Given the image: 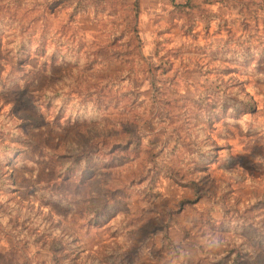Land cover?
<instances>
[{"label": "rangeland", "instance_id": "1", "mask_svg": "<svg viewBox=\"0 0 264 264\" xmlns=\"http://www.w3.org/2000/svg\"><path fill=\"white\" fill-rule=\"evenodd\" d=\"M101 1L0 0V264H264V0Z\"/></svg>", "mask_w": 264, "mask_h": 264}, {"label": "trees", "instance_id": "2", "mask_svg": "<svg viewBox=\"0 0 264 264\" xmlns=\"http://www.w3.org/2000/svg\"><path fill=\"white\" fill-rule=\"evenodd\" d=\"M172 1V7H173V12H175L178 9H188V10H193L196 7V3L194 0H183V2H176V0H170ZM176 2V3H175ZM124 5L119 2V0H103L101 3L97 6H93V12L98 14V13H106L107 15H115L117 8H120V13L123 14V12L126 10L127 13L132 14V19L129 22L128 25L123 24V18L120 16L121 22L113 23L108 25L106 27V32L109 35L110 38V44L115 45L119 41H121V45H129L135 40L140 41V34L138 25H137V20L139 19V16L142 12V0H133L129 5L126 7H123ZM17 48L20 47L19 42L17 43ZM129 67H135V63L133 62V58L126 64ZM15 140H19V135L17 134L15 137ZM13 141V138H12ZM14 142V141H13ZM45 200L50 201L48 198ZM3 225V221L0 220V226ZM56 226H49L48 228V234L49 236H54L52 233H57L63 240L64 235L62 230L58 227L57 224ZM61 241H56L52 240L48 243V251L50 252H58L63 248V242ZM65 240V238H64ZM42 239L39 236H34L33 237V242L35 244L41 243ZM66 244H71L73 245L74 240H71L70 242L66 241ZM50 252V253H51Z\"/></svg>", "mask_w": 264, "mask_h": 264}]
</instances>
